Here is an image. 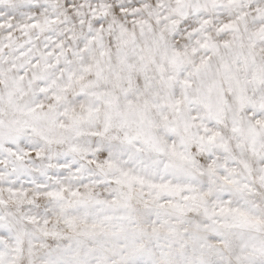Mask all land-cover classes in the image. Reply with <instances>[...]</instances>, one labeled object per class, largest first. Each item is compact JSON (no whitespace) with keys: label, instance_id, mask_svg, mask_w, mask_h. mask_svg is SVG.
Masks as SVG:
<instances>
[{"label":"snow or ice","instance_id":"snow-or-ice-1","mask_svg":"<svg viewBox=\"0 0 264 264\" xmlns=\"http://www.w3.org/2000/svg\"><path fill=\"white\" fill-rule=\"evenodd\" d=\"M0 264H264V0H0Z\"/></svg>","mask_w":264,"mask_h":264}]
</instances>
